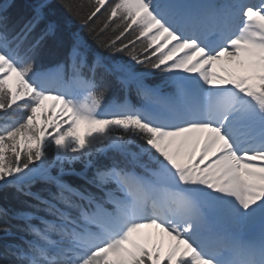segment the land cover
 <instances>
[{
	"label": "snow or ice",
	"instance_id": "6c2138e0",
	"mask_svg": "<svg viewBox=\"0 0 264 264\" xmlns=\"http://www.w3.org/2000/svg\"><path fill=\"white\" fill-rule=\"evenodd\" d=\"M50 6L0 7V192L34 201L0 264H264V0H60L95 48Z\"/></svg>",
	"mask_w": 264,
	"mask_h": 264
},
{
	"label": "trees",
	"instance_id": "16d2710c",
	"mask_svg": "<svg viewBox=\"0 0 264 264\" xmlns=\"http://www.w3.org/2000/svg\"><path fill=\"white\" fill-rule=\"evenodd\" d=\"M37 3V0H0V7L7 8L8 11L13 15H21L27 16L30 14L31 7ZM11 5V7H9ZM50 8L48 9V15L51 19L58 21L64 30L71 29L73 31H79L80 35L84 37V39L92 45L93 48L96 47L95 43L88 36L86 29H81L80 25L75 21L71 20L70 15L60 6V0H50ZM104 9L101 10L103 12ZM103 20V17L100 13L97 14ZM71 21V23H69ZM117 22L116 18L113 19V25ZM135 27V26H134ZM111 35V33H109ZM58 58L56 49L54 46L51 47V50L46 54L44 58L45 63H54ZM120 59L124 60L126 63H132L128 57L122 56ZM137 70L142 71L140 66L133 65ZM150 83H162L161 74L157 73L154 77L150 78ZM121 93H115V97L121 96ZM112 93L109 94V100L115 98ZM131 103L135 105H139L140 101L137 99L135 94L131 96ZM21 117L24 115L23 113L19 114ZM52 158L54 159V154L50 153ZM82 167V166H78ZM34 201L30 198L18 195L14 189H7L5 191L0 192V209H6L8 211V216L4 219L0 220V223H8L11 225H17L21 223L20 221L13 219V215L17 212H32L33 209L30 207ZM15 231V228H13Z\"/></svg>",
	"mask_w": 264,
	"mask_h": 264
},
{
	"label": "rangeland",
	"instance_id": "374dc122",
	"mask_svg": "<svg viewBox=\"0 0 264 264\" xmlns=\"http://www.w3.org/2000/svg\"><path fill=\"white\" fill-rule=\"evenodd\" d=\"M227 57H222L221 61L216 62V64L213 67V71L224 75V69H231L232 64L228 61H226ZM54 102L53 101H47L45 107L48 108L50 107ZM58 110V108H57ZM88 131V127L86 125H80L78 129V134L83 137L85 132ZM54 154V153H53ZM143 232V231H142ZM165 243H167V238L165 237Z\"/></svg>",
	"mask_w": 264,
	"mask_h": 264
},
{
	"label": "bare ground",
	"instance_id": "6f19581e",
	"mask_svg": "<svg viewBox=\"0 0 264 264\" xmlns=\"http://www.w3.org/2000/svg\"><path fill=\"white\" fill-rule=\"evenodd\" d=\"M226 61H228V58H226ZM57 108L59 109V106H57ZM142 231L143 233H152V234H156L158 232V230L155 228L143 229Z\"/></svg>",
	"mask_w": 264,
	"mask_h": 264
}]
</instances>
